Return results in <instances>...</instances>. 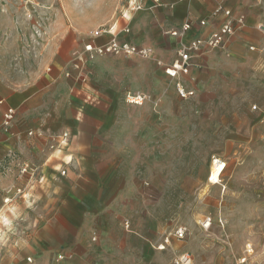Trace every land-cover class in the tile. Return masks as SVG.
<instances>
[{"label": "crops", "instance_id": "0c3cea01", "mask_svg": "<svg viewBox=\"0 0 264 264\" xmlns=\"http://www.w3.org/2000/svg\"><path fill=\"white\" fill-rule=\"evenodd\" d=\"M218 6L244 14V25L223 47L192 60L182 78L194 94L182 99L162 65L181 43L219 28L226 17L213 14ZM123 12L95 33L60 28L33 75L16 86L0 80V236L12 244L24 231L7 264H171V249L190 252L195 264L196 237L184 242L188 228L172 220L183 208L201 206L192 215L198 221L203 196L216 190L208 182L212 159L223 158L216 125L231 131V142L262 136L255 114L227 95L246 83L264 84V0H144L131 18ZM188 20L182 37L169 34ZM111 39L152 53H99ZM127 92L147 99L130 105ZM8 107L14 119L3 125ZM231 109L239 116L232 118ZM32 216L34 229L27 223ZM178 226L186 237L173 236L157 251Z\"/></svg>", "mask_w": 264, "mask_h": 264}, {"label": "rangeland", "instance_id": "374dc122", "mask_svg": "<svg viewBox=\"0 0 264 264\" xmlns=\"http://www.w3.org/2000/svg\"><path fill=\"white\" fill-rule=\"evenodd\" d=\"M125 9L126 0H0V80L16 86L33 75L51 43L56 41L60 28L84 30L87 34L102 31L119 20ZM233 91L227 95L231 103L243 101L244 107L255 114L256 128H262V132L259 130L262 136L257 139L245 136L231 142L227 140L231 131L216 125V148L228 168L221 174L220 183L214 184L212 196L207 199L203 196L204 213L198 216V221L192 215L201 206L183 208L181 217L172 220L173 224L188 228L184 242L196 237L190 249L195 264H236L246 243L254 250L246 264H264V84L246 83L239 92ZM230 112L232 118L239 116L236 109ZM205 216L214 217L209 230L200 225ZM32 218L27 223L34 229ZM23 232H15L17 242ZM21 241L11 244L10 238L0 236V264H7L12 246L20 247ZM170 251L172 264L175 250Z\"/></svg>", "mask_w": 264, "mask_h": 264}, {"label": "built area", "instance_id": "2783aa9c", "mask_svg": "<svg viewBox=\"0 0 264 264\" xmlns=\"http://www.w3.org/2000/svg\"><path fill=\"white\" fill-rule=\"evenodd\" d=\"M155 4H159L160 0H153ZM180 1V0H177ZM173 3L169 6L171 7ZM144 0H126V9L129 12V18H131L132 14L138 10L143 9ZM214 15L224 14L226 19L225 21L217 28L216 30L212 31L209 35L205 38L196 37L190 39L188 43L184 44L181 43L180 46L176 49L175 57L172 59L171 63L163 64L162 70L164 74L170 80H174V87L176 93L182 99L190 98L194 94V89L192 87H188L185 83V80L182 78L187 75L190 71L191 66L193 65L192 60L203 53L206 49H218L223 47L224 39L227 35H232L235 31L244 25V14L240 13L238 16H234L230 9L222 8L220 6L216 7L214 10ZM125 16V14L123 13ZM200 25L205 24V20L199 21ZM191 28V22L184 21L178 28L171 29L169 34L171 36L182 37L186 32L189 31ZM125 31L128 32L129 30L125 28ZM85 49L88 51L93 50L91 44H85ZM98 52L103 53H112V54H124L126 56L136 55L140 57H148L152 53V49L147 46H140V45H132L128 42H117L114 39H111L107 44H104L98 49ZM126 102L133 106L142 105L145 100L147 99L145 95L141 92H127L124 96ZM2 100L0 99V103ZM253 109L256 106L252 107ZM15 110L11 107H8L3 113V125H7L11 123L14 119ZM10 155V154H8ZM216 161H221V168L218 171V181H210L211 172L213 165ZM211 170L210 175L208 177V181L212 184H218L221 174L223 173L225 167L227 166L225 161L222 158H214L211 162ZM3 166L0 165V172H2ZM21 173H28V170L25 168H21ZM62 174L65 172L62 171ZM31 177V176H30ZM17 196L22 194V189L19 188L16 190ZM11 201L9 196L3 198V203H9ZM214 217L212 216H205L200 225L203 230H209L213 223ZM218 222L222 223V219L218 218ZM124 227H128V222H124ZM186 228L184 226H178L176 229L168 234H165L163 239L155 245V249L157 251L165 250L171 242V237L175 236L178 239H184L186 237ZM254 250L252 249V245L250 243H246L244 247V254L240 257L236 264H246L248 256H250ZM59 258H62V255L59 254ZM27 261L31 262L32 258L27 257ZM172 264H193V257L190 252L183 251V252H176L173 259Z\"/></svg>", "mask_w": 264, "mask_h": 264}, {"label": "bare ground", "instance_id": "6f19581e", "mask_svg": "<svg viewBox=\"0 0 264 264\" xmlns=\"http://www.w3.org/2000/svg\"><path fill=\"white\" fill-rule=\"evenodd\" d=\"M221 161H216L213 165L210 181H218V171L221 168ZM209 182V181H208ZM220 182V181H219ZM210 183V182H209ZM224 193V192H223ZM224 222V221H223ZM224 225V224H223Z\"/></svg>", "mask_w": 264, "mask_h": 264}]
</instances>
